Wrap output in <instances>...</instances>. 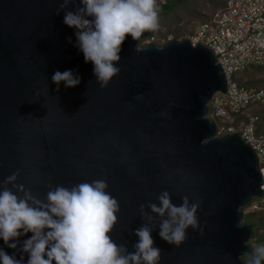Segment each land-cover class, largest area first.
I'll return each instance as SVG.
<instances>
[{
    "label": "water",
    "instance_id": "1",
    "mask_svg": "<svg viewBox=\"0 0 264 264\" xmlns=\"http://www.w3.org/2000/svg\"><path fill=\"white\" fill-rule=\"evenodd\" d=\"M61 2L0 0V184L15 173L16 184L43 199L47 185L105 179L120 208L110 235L129 251L141 204L147 212L163 191L177 206L187 196L199 203L198 228L179 247L153 231L159 264H247L252 228L239 210L264 198L262 166L239 135L215 138L206 118L211 96L227 87L212 52L187 40L138 49L150 31L126 36L119 73L101 87L73 47L64 11L57 14ZM79 7L73 0L67 11ZM65 70L79 75L78 86L52 82ZM30 236L0 248L19 259Z\"/></svg>",
    "mask_w": 264,
    "mask_h": 264
},
{
    "label": "clouds",
    "instance_id": "2",
    "mask_svg": "<svg viewBox=\"0 0 264 264\" xmlns=\"http://www.w3.org/2000/svg\"><path fill=\"white\" fill-rule=\"evenodd\" d=\"M70 3L73 0H62L57 14L64 11L62 23L75 30L73 47L82 53L85 64H92V74L101 87L119 73L116 65L125 37L137 41L143 33L158 28L156 0H79L81 7L74 12L67 11ZM51 79L57 88L61 83L65 88L80 83L72 70L55 71ZM16 179L13 173L0 184V241L17 249L18 238L31 236L20 244L19 259L0 248V264H159L161 250L154 246L153 231L168 245L179 247L186 231L198 228L199 203L190 204L183 196L177 206L163 191L156 203L147 205V212L145 205L139 206L142 223L132 232L136 242L129 251L111 238L120 208L105 179L70 187L47 185L43 199L16 184ZM247 255V264H264V244Z\"/></svg>",
    "mask_w": 264,
    "mask_h": 264
},
{
    "label": "built area",
    "instance_id": "3",
    "mask_svg": "<svg viewBox=\"0 0 264 264\" xmlns=\"http://www.w3.org/2000/svg\"><path fill=\"white\" fill-rule=\"evenodd\" d=\"M186 40L192 47L198 43L210 50L226 76L225 92L213 94L207 104L206 118L214 124L215 138L239 135L255 152L264 180V133L256 135L258 117L249 113L264 104V88L245 89L230 81L233 74L248 67L264 66V0H225L223 10L200 24ZM170 41L151 35L144 40L147 46L157 47ZM237 115L243 119L235 120Z\"/></svg>",
    "mask_w": 264,
    "mask_h": 264
},
{
    "label": "trees",
    "instance_id": "4",
    "mask_svg": "<svg viewBox=\"0 0 264 264\" xmlns=\"http://www.w3.org/2000/svg\"><path fill=\"white\" fill-rule=\"evenodd\" d=\"M224 5L225 0H156L158 22H160L158 23V30L162 31L182 21L190 24L194 31L197 25L208 22L217 11L223 10ZM194 19L198 21L193 22ZM195 23H197L196 26H194ZM150 35L156 36V31H150ZM243 72L246 73L245 82L248 83L244 86L245 89L264 88V77L261 78L264 75V66H251ZM259 108L261 111L256 113L258 127L264 123V118L261 119L259 116L260 112L264 115V104L260 105ZM253 204H256L257 208L250 211ZM239 211L242 215V222L249 224L252 228L248 243H254L256 246L264 244V198L259 201H251Z\"/></svg>",
    "mask_w": 264,
    "mask_h": 264
},
{
    "label": "rangeland",
    "instance_id": "5",
    "mask_svg": "<svg viewBox=\"0 0 264 264\" xmlns=\"http://www.w3.org/2000/svg\"><path fill=\"white\" fill-rule=\"evenodd\" d=\"M198 21L197 19H194L192 20L193 22H196ZM160 23V22H158ZM197 23L194 24V26H196ZM191 25L188 24V23H184L182 21H180L179 23H177L176 25H172L170 27H168L167 29H164L162 31H159L158 28L155 29L156 31V36L155 37H158V38H168V39H171L172 40H176V41H181V40H186V38L191 35L192 33H194L193 29H191ZM198 27V25L195 27V29ZM176 38V39H175ZM147 47V45L145 44V42L143 43H139L138 44V49H142V48H145ZM249 68V67H248ZM246 73H244L243 71L242 72H239V73H235L233 74L231 77H230V81L234 84H237L239 87H243L248 84L247 82H245L246 80V76H245ZM264 75L261 76V78H263ZM208 108H209V105H208ZM258 111H261L260 108L258 106L254 107L253 109L249 110V113H257ZM261 119L264 118V115L262 112H260V115ZM235 120H242L243 119V116H240V115H237L234 117ZM263 128H264V123L262 124V127L258 128L257 132H256V135L258 134H261V133H264L263 132ZM256 200H261V199H254L252 201H256ZM257 208V205L256 204H253L251 206V209L250 211H254L255 209ZM248 245L250 247H255L256 244L254 243H248ZM249 258H243L241 259V262L243 263H246L248 261Z\"/></svg>",
    "mask_w": 264,
    "mask_h": 264
},
{
    "label": "crops",
    "instance_id": "6",
    "mask_svg": "<svg viewBox=\"0 0 264 264\" xmlns=\"http://www.w3.org/2000/svg\"><path fill=\"white\" fill-rule=\"evenodd\" d=\"M259 127L261 128L262 126H259ZM259 127H258V128H259ZM263 132H264V128H263ZM261 134H263V133H261Z\"/></svg>",
    "mask_w": 264,
    "mask_h": 264
}]
</instances>
